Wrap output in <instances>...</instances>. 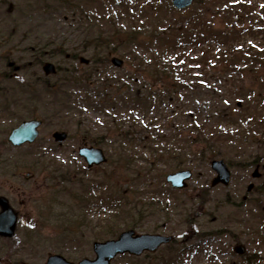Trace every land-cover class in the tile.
I'll list each match as a JSON object with an SVG mask.
<instances>
[{"label":"rangeland","instance_id":"rangeland-1","mask_svg":"<svg viewBox=\"0 0 264 264\" xmlns=\"http://www.w3.org/2000/svg\"><path fill=\"white\" fill-rule=\"evenodd\" d=\"M83 1L86 4L90 2L84 9L91 13L88 15L91 18H98L96 21L99 23H105L102 18L107 17L130 30L132 21H136L137 35L144 31L149 34L168 29L164 40L173 39V48L179 49L177 54L184 55L180 60L182 66L179 68V81L184 82L187 88L182 94H173L166 98L162 105L155 96L156 103L148 114L126 109L127 107H120L119 111L107 109L102 112L89 105L81 108L84 113L75 109L68 119L56 120L54 124L48 122L43 129L42 139H49L46 141L48 150H43L49 154L41 157V161L44 166L53 161L61 166V173L51 174L50 169H31V160H26L23 156L36 150H10L9 165L15 164L18 169L11 167L10 176H0V183L6 181L10 186L20 185L23 199L17 200L12 192L6 193L12 207L19 212L20 221L12 240L0 239V258L14 264H44L50 255L60 254L77 264L84 258L94 259V242L110 239L115 232L131 228L136 234H161L175 239L174 247H162L156 253L141 256L143 264H158L160 259L170 258L171 249L178 250L182 247L190 250L187 251V256H181V264H244L240 257L256 251L264 257V243L261 242V233H264V187L260 190L264 176L261 180H252L251 173L254 168H249L251 161L259 154L264 156V144L260 143L264 142V86H261L262 82L257 75L249 70L252 66L250 63L241 62L238 67L243 71L238 74L225 70L223 61L225 57L230 58L232 53L239 54L249 49L264 50V36L261 33L248 32V20L240 22L232 17L231 22L237 26L238 35L232 37L234 40L229 45H223L220 38L219 41L206 38L200 43H187L186 48L182 49L174 45V41L180 36L174 38L169 27L188 21L191 15L202 8L206 0H200L201 3L198 2L183 12L174 10L170 0ZM231 1L236 3L235 0ZM250 3L251 6L241 10V14L249 12L256 15L259 19L254 21L255 30L264 29V0H250ZM22 7L19 6V11L16 10L18 12L12 17H26L25 25L21 27V35L28 34V29L33 31L32 34L37 30L44 32L46 27L39 29L40 17L25 9V5ZM24 10L28 11L24 13ZM72 10H63L53 23L54 27L50 26L52 23L47 25V32L52 33L54 28L56 34L62 32L67 36L79 19L72 16ZM64 15L70 16L67 22L63 19ZM215 15L209 14L206 21L221 32L227 21L223 15ZM11 16L8 6L0 10V17ZM27 18H31V21L27 22ZM196 22L190 26L194 27ZM4 25L8 24L0 25V34L9 32V28L3 27ZM15 29H18L17 25ZM193 30L194 28H189L183 35L189 39V36H195ZM214 34H217L216 31ZM24 44L28 46L29 40ZM113 55L121 57L119 54H111L109 59ZM82 56L90 60L92 58L91 53ZM166 57L168 59L165 62H178L176 56ZM126 58L128 57L123 58L125 65L121 69L115 68L111 63L100 69L104 71V77H112L122 83L133 77L135 64ZM62 60L59 57L55 62L63 64V67L65 64V67L75 68L70 72H77L78 76L92 69L78 61ZM155 78L154 75L141 77L136 71V91L149 83L153 85L152 94L161 90L162 86L157 84ZM128 84L135 87L133 82ZM74 88H77L76 94H82V87L76 85ZM45 106L49 110L54 107ZM222 109L229 112L224 119H217V111ZM118 114L121 117L117 119V124L125 122L127 128L132 119L137 124L132 143L126 144L121 137L117 140L120 144L115 137L109 141L102 139L106 138L105 132ZM57 130L65 131L69 135L68 140L61 146L51 140V134ZM247 131L256 140L244 143V147L237 148L238 154H233L232 145H238L234 143V138L247 135ZM253 131H256V135H253ZM211 132L228 134L231 137L230 143L221 141L219 146L224 149L210 150L208 145L201 142L200 134L209 137ZM99 139H102V143H99ZM96 143L99 147L108 149L105 152L110 156L109 162L123 155L131 156L132 166L125 169L115 167L118 169L116 176L119 178L112 177L111 181L107 179V175L112 174L113 165L108 164L88 171L84 161L78 156V147L83 144L96 146ZM121 146L123 150H118ZM115 149L118 150V155H114ZM17 158L22 159L21 164H18ZM214 158L225 159L232 168L230 186L211 187L216 176L210 168V162ZM179 166L193 171L189 187L181 191L171 189L165 181L166 175L179 170ZM127 169L132 170L126 171ZM13 172L17 173L16 178L12 177ZM29 173L33 178L27 181L25 176ZM248 177L250 178L247 179ZM79 180L89 188L87 192H84V188L80 189ZM251 182L258 188L250 194L248 202L244 203L243 196L247 194V187ZM122 192L127 197L123 198ZM73 195L82 196L83 201L90 198V201L83 202L86 207L80 209V204L77 205ZM116 197H119V201H114ZM229 198L231 201H228ZM123 210L125 215L120 213ZM126 216L128 219H124ZM119 217L126 220L125 223ZM127 220L133 222L132 226L127 225ZM110 221L118 224L106 232L105 226ZM238 247L243 248L242 254L236 253ZM136 263L139 264L138 261ZM261 263L264 264V260ZM114 264L134 263L126 255L118 257Z\"/></svg>","mask_w":264,"mask_h":264},{"label":"trees","instance_id":"trees-1","mask_svg":"<svg viewBox=\"0 0 264 264\" xmlns=\"http://www.w3.org/2000/svg\"><path fill=\"white\" fill-rule=\"evenodd\" d=\"M235 1L236 3L233 4L232 2L234 1L231 0H206V3L202 5V8L200 7L197 13L191 15L188 21L181 22V25H171L169 30L174 33V38L180 36L177 41H174V45L185 49L187 43H200L201 40L206 38L214 41H219L220 38L223 45H229L230 41L234 40L232 37L238 35L237 26L233 25L231 22L232 17L240 22L248 20L250 22V28L247 31L251 34L261 33L262 36H264V29L258 31L255 30L256 23L254 21L255 19H259L256 15L254 16L249 12H245L244 15L241 14V10L247 6H251L250 0ZM198 2L201 3L200 0H197L195 4ZM71 4V0H59V16L63 10H71L75 8L76 16L79 17V19L76 25L68 31L66 34L67 36H65L62 32H59V34L57 33L55 41L58 49V55L64 58L66 54H70L72 59H77L79 55L91 53L92 64L90 67L92 69L90 72H83L81 76H78L77 72H69L68 70H64V72L60 74L58 82V99L55 105L56 110H53V115L55 114L59 117V119H62L65 116H71L72 111L75 109L79 110L80 113H84V110H81V108L89 105L97 109V111L100 110L102 112H105L107 109L119 111L120 107L121 109L127 107L126 109L130 108L135 111H144L148 114L156 103L155 96L158 103L162 105L164 104L166 98H170L173 94H182V92H184L187 86L184 82L179 81V75L181 73L179 68L182 66L180 65V60L184 57V55L177 54L179 49L173 48V39L170 41L164 40V36L167 34L168 29L155 31L154 33L149 32V34L144 31L137 35L136 21H132L130 30L125 28V25L112 22L107 17L102 18L105 23H99L96 21L98 18L95 16H93L94 18L88 16L91 13L85 11L86 9H84V6L80 4L70 6ZM209 14H216L215 17L223 15L227 21L224 24V30H221L220 32L219 29L217 31L213 26H210L212 24L209 21H206ZM194 21H197L196 24H194V27L190 26ZM189 28H194L193 32L195 36H189L188 39L183 34L188 32ZM201 30L203 33L200 34ZM214 31H216L217 34H214ZM34 34L37 35V32ZM49 37L50 40H52L51 36ZM136 52L137 54L135 55ZM111 54H119L123 58L128 57L126 59L135 64V70L133 71L134 75L129 78L127 82L122 83L120 80H116L112 77H104L106 75L103 74L104 71L100 69H103V67L106 68V65L110 64L109 57ZM166 55L176 56V60H178V62L175 63L171 60H169V62H165L164 60L168 59ZM223 61L225 70L238 74L243 71L238 67L241 62L250 63L252 66L249 67V70L251 72L253 71V73L257 75L256 77L258 80L264 84V50L259 51L249 49L246 52H239V54L232 53L230 58L225 57ZM95 70L96 73H93ZM99 70L102 72H99ZM136 71L141 77L142 75L146 77H152V75L156 76L155 79L157 84L160 83L162 86L161 90L152 94L151 88L153 85L149 83L144 84L142 88L136 91ZM132 82L135 87L128 84ZM76 85L83 88L82 94H76L77 88L75 90L71 89L72 86ZM227 112L229 111L223 109L217 111L216 118L224 119ZM119 117H121V114L116 115L112 119L110 127L105 132L107 136L102 139L104 141H109V139L115 137L116 142L120 144L117 140H119L118 137H121V140L125 141L126 144L132 143L134 140L133 131L137 128V124H135V121H133L134 119H132L129 127L126 128L127 124H125V122L117 124V119ZM200 137L201 142L208 145L210 150H222L224 148L219 146V142L223 141L227 144L228 142L230 143L231 140V137L228 134L218 132H211L209 137H206L204 134H200ZM102 139H99V143H102ZM251 139H253L252 136L246 134L237 137V139L234 138V143H238V145H232V148L234 149L233 153L234 151H237V148L239 149L244 147V143L250 141ZM118 150H123V147L121 146ZM118 150H116L114 155H118ZM112 156L113 155H111V157ZM123 157H116L112 160V162H110V165H113L114 168L112 169V174L107 175V179L110 181L112 180V177L119 178L116 176V171L118 169L115 167L119 166V168L122 167L125 169L126 167L132 166L133 162L132 159H130L131 156L125 157L123 155ZM42 162L41 157H37V160H33L32 166H35L43 171L50 169L51 174L62 172L61 166H58L55 163H51L49 165L48 162L46 163V166H44L45 164L43 165L44 162ZM178 168L180 169V166ZM131 170L132 169H127L126 171ZM134 179H136V172L134 173ZM83 184L82 180H79L80 189L85 188ZM121 194L123 198L127 197L125 192H122ZM76 199L79 201L77 205H81H79L80 209H83L86 206L83 202L90 201V199H85V201H83L82 196L81 198L79 197ZM114 201H119V197L114 198ZM228 201H230V198ZM120 213L125 215L124 210ZM119 218L122 221L124 219H128V216L124 219L121 217ZM125 221L126 220H124V223ZM131 223L128 222L127 225L132 226ZM115 224L118 223L110 221V223L105 226L106 232L109 231V229H114L116 227ZM120 232L121 231L117 233L115 232V234L112 235L114 236L112 238H116ZM261 238V242L264 243V233H261ZM174 246L175 243L166 247L170 249ZM185 251L186 248L183 247L182 249L178 248V250L171 249L170 258L160 259L158 264H178L181 261V256L185 254ZM176 254L180 255L176 256ZM127 257L130 258L131 262L134 264H137L136 261H138L139 264H143L140 258L132 256ZM263 260L264 257L259 254V251L247 254L243 257L244 264H262L261 262H263ZM20 263L21 262L15 264ZM0 264L14 263L7 261V259L0 258Z\"/></svg>","mask_w":264,"mask_h":264},{"label":"flooded vegetation","instance_id":"flooded-vegetation-1","mask_svg":"<svg viewBox=\"0 0 264 264\" xmlns=\"http://www.w3.org/2000/svg\"><path fill=\"white\" fill-rule=\"evenodd\" d=\"M48 1L50 0H0V10H4L8 6L9 15H12L13 11L19 10V6L23 8V5L26 6L25 9L29 10H44L45 17L39 20L44 26L49 22L53 24L57 21L55 17L49 18L50 9L46 4ZM53 1L51 0L52 16H56L53 11ZM25 20L26 17L23 16L19 18L0 17V25L8 24L3 27L9 28V32L0 34V176H10L11 167L14 170L18 169L15 164L9 165L10 150H48L46 141H49V139L43 141L42 132L48 122L53 124L56 122V116L49 115V119L48 114L43 113L44 105L53 104L54 97L57 96V81L52 82L50 79L52 76H46L43 73L44 64L47 62L54 63L58 58L56 38L53 36L50 40L48 35H38L33 41V35H21L22 30L20 28L24 27ZM28 21H31V18H27ZM16 25L19 29H15ZM25 38L30 42L28 46L24 44L27 41ZM43 89L46 91L45 98H43ZM31 121L41 123L38 127L36 140L33 143H25L21 146L14 145L10 141L13 131L21 124ZM53 134L54 132L51 134V140L59 146L63 145L64 143L55 142ZM83 146H87V144H83ZM81 147H78V150ZM261 160L262 158H256L250 164V168L254 169L260 166L262 176L256 180H261L263 177L262 168L264 164ZM11 174L12 177H17V173L13 172ZM32 178L33 175L30 173L25 176L27 181ZM21 190L20 185L10 186L6 181H2L0 183V198L5 197L8 203L11 204L6 193L12 192L17 200H22L23 195L20 194L23 193H20ZM20 205H23V203H20ZM15 213L19 218V212L16 211Z\"/></svg>","mask_w":264,"mask_h":264},{"label":"water","instance_id":"water-1","mask_svg":"<svg viewBox=\"0 0 264 264\" xmlns=\"http://www.w3.org/2000/svg\"><path fill=\"white\" fill-rule=\"evenodd\" d=\"M194 0H172L173 6L182 10L192 5ZM80 61L84 64H89V61L81 58ZM112 63L120 68L123 66V61L114 58ZM44 71L47 75L56 74L57 70L54 65L46 64ZM39 121H32L24 123L21 127L15 130L10 141L14 145H22L26 142L32 143L38 135ZM57 142H63L67 139V134L56 132L53 135ZM80 155L84 157L88 166L91 168L94 165H100L107 162L105 154L102 149L94 147H84L79 151ZM212 169L217 173L216 178L212 182L215 187L219 184L228 186L231 180V172L223 160H215L211 162ZM256 175V174H255ZM192 172L189 170L179 171L170 174L166 177V181L175 189H184L188 186L187 181L191 179ZM252 189L250 186L249 190ZM0 205L3 211L0 213V236L12 238L15 233L17 224V215L8 205V202L2 198ZM172 241V237L162 235L142 234L138 235L133 230L123 232L118 239L108 240L106 242H96L93 245L96 258L84 259L78 264H112V261L119 255L130 254L133 256H141L144 252H155L161 246L167 245ZM239 253L242 250L238 251ZM45 264H74L67 261L60 255H52L48 258Z\"/></svg>","mask_w":264,"mask_h":264}]
</instances>
